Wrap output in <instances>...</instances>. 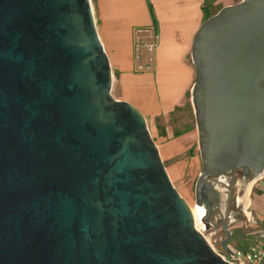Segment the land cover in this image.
Listing matches in <instances>:
<instances>
[{"label":"water","instance_id":"water-1","mask_svg":"<svg viewBox=\"0 0 264 264\" xmlns=\"http://www.w3.org/2000/svg\"><path fill=\"white\" fill-rule=\"evenodd\" d=\"M190 60L206 218L224 190L208 178L264 175V0L204 20ZM111 87L90 0H0V264H230Z\"/></svg>","mask_w":264,"mask_h":264},{"label":"crops","instance_id":"crops-1","mask_svg":"<svg viewBox=\"0 0 264 264\" xmlns=\"http://www.w3.org/2000/svg\"><path fill=\"white\" fill-rule=\"evenodd\" d=\"M157 21L158 45L151 71H135L133 31L136 28L154 29L147 0H93L96 29L107 54L112 72L111 94L116 100L134 106L154 129L158 118L165 127L166 136L173 138L175 149L158 145L159 155L169 160L190 148L196 133L189 131L177 138L167 126L170 114L176 107L188 102L187 93L196 80L190 60L193 38L204 21V12H212L240 0H149ZM169 143H167L168 146ZM259 194L250 199L252 209L264 218V178ZM264 240V239H262Z\"/></svg>","mask_w":264,"mask_h":264},{"label":"rangeland","instance_id":"rangeland-1","mask_svg":"<svg viewBox=\"0 0 264 264\" xmlns=\"http://www.w3.org/2000/svg\"><path fill=\"white\" fill-rule=\"evenodd\" d=\"M90 2L93 9V0H90ZM215 11L212 10V12ZM112 96L115 98L114 94ZM188 102L190 103L189 100ZM146 124L155 144L165 145V147L169 148L175 145V149L179 148L178 143L173 144V138L168 140L159 139L160 136H158L157 130L153 128L152 124L149 121ZM160 124L163 125L161 122ZM166 125L180 131L186 127H190L191 131L196 133L192 107L191 110L185 107L182 110L174 112ZM167 143H169L168 146ZM190 148L192 149V156L188 154ZM190 148L176 154L169 160H163L162 158L161 160L171 183L194 214L195 207L197 206L194 196V186L201 164L196 141ZM263 178L264 175L256 181H250L249 177L243 180L240 172L233 178H230L229 174H227L225 176V184H218L216 177L208 178L209 183L213 182L219 188L224 189L220 192L219 209L215 210V213L207 222L203 221L205 214L201 217L200 221L197 220L195 215L194 219L196 229L201 232L216 253L224 254L221 247L222 241L226 239L223 226L229 233L227 245L242 248L260 239H264V218L254 211L250 205V199L254 197L253 195L259 194L262 191L261 179ZM250 183L252 184L247 189Z\"/></svg>","mask_w":264,"mask_h":264},{"label":"built area","instance_id":"built-area-1","mask_svg":"<svg viewBox=\"0 0 264 264\" xmlns=\"http://www.w3.org/2000/svg\"><path fill=\"white\" fill-rule=\"evenodd\" d=\"M158 45V33L149 28H136L133 31V50L135 71L139 73L151 71L155 62V51ZM230 252L223 250L221 258L230 264H262L264 263V240L238 248L227 245ZM218 254V253H217Z\"/></svg>","mask_w":264,"mask_h":264},{"label":"trees","instance_id":"trees-1","mask_svg":"<svg viewBox=\"0 0 264 264\" xmlns=\"http://www.w3.org/2000/svg\"><path fill=\"white\" fill-rule=\"evenodd\" d=\"M215 0H211V1H205L204 4L205 6H207L209 3L213 2ZM147 7H148V10H149V14L151 16V19H152V22H153V26H154V29L155 31L157 30V21H156V18H155V14H154V10H153V7L150 3L149 0H147ZM220 8H218L215 12H207L205 10L204 12V20L208 19L210 16L214 15ZM189 97H190V92L187 93V99L189 100ZM188 108L191 110V106H190V103L187 102L186 105L183 107V108ZM179 110H182V108H178L176 107L175 110L170 114V117L173 115L174 112L176 111H179ZM155 127H156V130H157V133H158V136L160 137H165L166 136V132H165V127L163 125L160 124V121L159 119L157 118L155 120ZM192 129L190 127H186L184 130L180 131V130H177V129H173V137L174 138H177L189 131H191ZM188 154L189 156H192V149L190 148L188 150Z\"/></svg>","mask_w":264,"mask_h":264},{"label":"flooded vegetation","instance_id":"flooded-vegetation-1","mask_svg":"<svg viewBox=\"0 0 264 264\" xmlns=\"http://www.w3.org/2000/svg\"><path fill=\"white\" fill-rule=\"evenodd\" d=\"M238 172L241 173V177H242L243 180H245V179H247V178L249 177L250 181H252V180H251V171H248V172L246 173V172L244 171V169H233V170L229 173V177H230V178L235 177V176L238 174ZM216 182H217L218 184H222V183H220L218 180H216ZM210 184H211L212 186L215 185L213 182H210ZM251 184H252V183H250L248 187H247L248 184L246 185L247 189L251 186ZM219 196H220V193H219ZM218 206H219V205H218ZM218 206H216V207L212 206V210H211V213L209 214V216L206 217V218L203 217V218H204V222H207L208 219H209V218L215 213V210H216V209H219ZM223 228H225V227L223 226Z\"/></svg>","mask_w":264,"mask_h":264},{"label":"bare ground","instance_id":"bare-ground-1","mask_svg":"<svg viewBox=\"0 0 264 264\" xmlns=\"http://www.w3.org/2000/svg\"><path fill=\"white\" fill-rule=\"evenodd\" d=\"M196 209H195V213L193 214V212H192V214H193V216L195 215L196 216V218H197V220H201V217L204 215V209L202 208V207H199V206H196L195 207ZM192 211V210H191Z\"/></svg>","mask_w":264,"mask_h":264}]
</instances>
